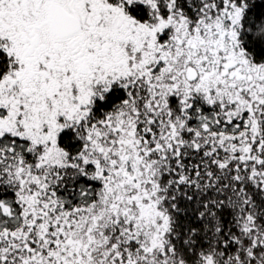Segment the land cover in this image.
I'll return each mask as SVG.
<instances>
[{"label":"snow or ice","instance_id":"6c2138e0","mask_svg":"<svg viewBox=\"0 0 264 264\" xmlns=\"http://www.w3.org/2000/svg\"><path fill=\"white\" fill-rule=\"evenodd\" d=\"M0 264H264V0H0Z\"/></svg>","mask_w":264,"mask_h":264}]
</instances>
